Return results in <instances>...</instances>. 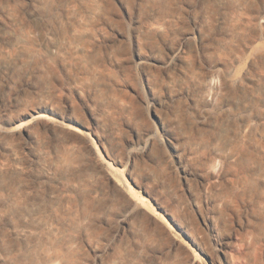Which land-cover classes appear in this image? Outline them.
Instances as JSON below:
<instances>
[{"label":"rangeland","instance_id":"obj_1","mask_svg":"<svg viewBox=\"0 0 264 264\" xmlns=\"http://www.w3.org/2000/svg\"><path fill=\"white\" fill-rule=\"evenodd\" d=\"M49 195L73 264H264V0H0V264Z\"/></svg>","mask_w":264,"mask_h":264},{"label":"bare ground","instance_id":"obj_2","mask_svg":"<svg viewBox=\"0 0 264 264\" xmlns=\"http://www.w3.org/2000/svg\"><path fill=\"white\" fill-rule=\"evenodd\" d=\"M48 5V1L44 2L43 4V6L46 7ZM98 10L99 9L96 5H93L91 7V12L93 13H97ZM66 12L68 16H77L79 11L68 8L66 9ZM11 24L14 25L12 21ZM50 40V47L57 53L65 46L64 44L66 40L64 39V32H62V35L59 39ZM14 45L21 48L24 54V61H26L27 59L30 60L32 57H34L35 52L31 48L28 39L19 37L15 40ZM58 56H60L59 53ZM27 121H25V123ZM30 121H28L25 125L27 128L31 125L32 121ZM63 154L64 153L58 155V162L64 159ZM12 172L17 174L19 170L15 169ZM71 203V200L65 197H60L58 195H49L48 201L40 202L38 206H13L9 212V215L12 219H19L28 224L30 227H32V229H35L36 232L38 231L39 235L45 236L46 239H48V245H51V248L54 250L55 254L61 258L62 264H73L75 260V254H73V252L67 246L75 239V234L78 230V227L77 222L73 216L75 214V211L72 210ZM31 234H33V237L31 235H28L20 238L21 240L26 242L25 246L19 245L16 248H9L7 250V254L10 255L8 264H22V255L26 256L27 254H31V252L36 251L37 242L34 240L33 244L31 245L32 238H34L35 235L34 233Z\"/></svg>","mask_w":264,"mask_h":264}]
</instances>
